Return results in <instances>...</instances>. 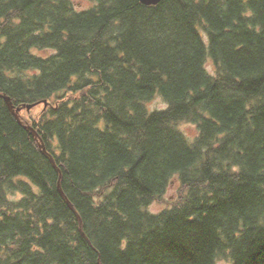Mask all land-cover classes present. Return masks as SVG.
I'll return each instance as SVG.
<instances>
[{
    "label": "trees",
    "instance_id": "16d2710c",
    "mask_svg": "<svg viewBox=\"0 0 264 264\" xmlns=\"http://www.w3.org/2000/svg\"><path fill=\"white\" fill-rule=\"evenodd\" d=\"M91 1L0 0V93L77 211L0 95V264H264V0Z\"/></svg>",
    "mask_w": 264,
    "mask_h": 264
},
{
    "label": "rangeland",
    "instance_id": "374dc122",
    "mask_svg": "<svg viewBox=\"0 0 264 264\" xmlns=\"http://www.w3.org/2000/svg\"><path fill=\"white\" fill-rule=\"evenodd\" d=\"M73 2L75 4L76 8L80 9V10L89 8L93 5V2L91 0H73ZM51 52H53V51L47 50V51H44L43 54H49ZM207 67H208L209 71L211 73H213V64H212L211 60H208ZM147 104H148V108L151 110L164 109L167 107V103L160 96H157L155 99L149 101ZM180 128L187 135V137L190 140H194L198 134V127L194 123L184 122V123L180 124ZM178 187H179V185L176 184L175 182L170 186V188L168 189V192L165 195V198L168 201H173L176 198ZM168 206H169V204H167L166 202L165 203L164 202L163 203L155 202L149 206V210L157 213V212H160L161 210H163L164 208H166ZM217 264H229V262L225 259H220V260H218Z\"/></svg>",
    "mask_w": 264,
    "mask_h": 264
},
{
    "label": "water",
    "instance_id": "95a60500",
    "mask_svg": "<svg viewBox=\"0 0 264 264\" xmlns=\"http://www.w3.org/2000/svg\"><path fill=\"white\" fill-rule=\"evenodd\" d=\"M143 4H146V5H155V4H158L161 0H140ZM0 95H2V97H4V99L6 100V103L8 104L11 112L16 116V118L21 122V123H24L22 118H21V115H20V111L22 110V106H18V107H15L14 103L12 102V99L10 96L6 95V94H2L0 93ZM45 104L47 106V101H45ZM37 104H30L27 106L28 109L36 106ZM24 126L26 127V129H28L30 132H32L36 138V140L38 141V144L40 146V149L42 150V152L50 158V160L52 161L53 165L60 171L61 173V176H60V179H59V183H58V187H59V191L60 193L62 194V196L64 197V199L67 201V203L70 205V207L73 209V211H76V208L75 206L72 204V202L70 201V199L67 197L66 193L64 192L63 188H62V183H61V180H62V172L60 170V168L58 167L57 163H56V159L54 158V156L48 151L47 147H46V144L44 143V140L42 139V137L40 136V134L38 133V131L31 125H28L26 123H24ZM79 216V215H78ZM79 221H80V224H81V228L83 226V223H82V219L80 218L79 216ZM83 230V228H82ZM85 234V233H84ZM102 264V263H101Z\"/></svg>",
    "mask_w": 264,
    "mask_h": 264
}]
</instances>
